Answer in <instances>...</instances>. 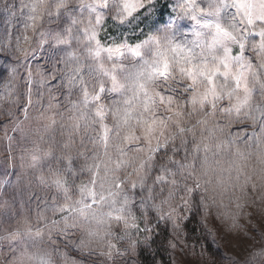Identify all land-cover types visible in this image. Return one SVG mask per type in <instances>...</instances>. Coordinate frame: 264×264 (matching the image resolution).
Instances as JSON below:
<instances>
[{"label":"clouds","instance_id":"clouds-1","mask_svg":"<svg viewBox=\"0 0 264 264\" xmlns=\"http://www.w3.org/2000/svg\"><path fill=\"white\" fill-rule=\"evenodd\" d=\"M249 3L0 0V264H264Z\"/></svg>","mask_w":264,"mask_h":264},{"label":"snow or ice","instance_id":"snow-or-ice-1","mask_svg":"<svg viewBox=\"0 0 264 264\" xmlns=\"http://www.w3.org/2000/svg\"><path fill=\"white\" fill-rule=\"evenodd\" d=\"M237 2L240 4L242 8H244L246 4L248 5V10L246 11L245 14H246L248 23L252 24L253 23V19H252L253 9H252L251 3H249V0H237ZM260 13L261 14L258 16V18L264 19V9H261ZM259 35L261 36L262 40H264V32L260 33ZM241 47H243V45H241ZM40 264H47L44 257H40Z\"/></svg>","mask_w":264,"mask_h":264},{"label":"trees","instance_id":"trees-1","mask_svg":"<svg viewBox=\"0 0 264 264\" xmlns=\"http://www.w3.org/2000/svg\"><path fill=\"white\" fill-rule=\"evenodd\" d=\"M190 245L193 243V242H189ZM204 244V248L205 250L208 252V251H211L213 249V247H215L216 243H214V241L210 238L207 242H201ZM165 258V254L164 253H160V259H164ZM170 261H171V258L169 257V264H170Z\"/></svg>","mask_w":264,"mask_h":264},{"label":"rangeland","instance_id":"rangeland-1","mask_svg":"<svg viewBox=\"0 0 264 264\" xmlns=\"http://www.w3.org/2000/svg\"><path fill=\"white\" fill-rule=\"evenodd\" d=\"M214 241V240H213ZM214 243H216L214 241ZM225 249L216 243L215 247L211 251H208L209 254L214 255V256H222L224 253Z\"/></svg>","mask_w":264,"mask_h":264}]
</instances>
